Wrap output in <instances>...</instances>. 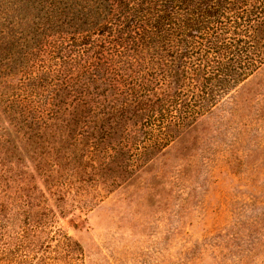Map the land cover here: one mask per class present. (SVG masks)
<instances>
[{"label": "trees", "instance_id": "1", "mask_svg": "<svg viewBox=\"0 0 264 264\" xmlns=\"http://www.w3.org/2000/svg\"><path fill=\"white\" fill-rule=\"evenodd\" d=\"M263 66L264 0H0V264L83 262L49 197L65 213L82 166L160 154Z\"/></svg>", "mask_w": 264, "mask_h": 264}, {"label": "rangeland", "instance_id": "2", "mask_svg": "<svg viewBox=\"0 0 264 264\" xmlns=\"http://www.w3.org/2000/svg\"><path fill=\"white\" fill-rule=\"evenodd\" d=\"M112 169L82 166L65 213L49 197L50 227L81 244L80 264H264V66L160 154Z\"/></svg>", "mask_w": 264, "mask_h": 264}]
</instances>
